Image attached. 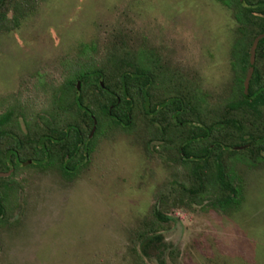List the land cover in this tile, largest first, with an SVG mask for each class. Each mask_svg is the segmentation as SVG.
<instances>
[{
	"label": "rangeland",
	"instance_id": "rangeland-1",
	"mask_svg": "<svg viewBox=\"0 0 264 264\" xmlns=\"http://www.w3.org/2000/svg\"><path fill=\"white\" fill-rule=\"evenodd\" d=\"M236 26L217 0H41L0 34V113L17 100L41 112L45 89L60 86L82 43L96 61L113 44L151 50L174 78L196 82L211 107L223 105ZM146 140L142 126L107 128L72 178L23 164L0 224V264H264V160L232 163L236 207L181 204L187 168L173 148ZM154 205L169 219H158ZM143 223L160 229L148 256L135 238Z\"/></svg>",
	"mask_w": 264,
	"mask_h": 264
},
{
	"label": "trees",
	"instance_id": "trees-1",
	"mask_svg": "<svg viewBox=\"0 0 264 264\" xmlns=\"http://www.w3.org/2000/svg\"><path fill=\"white\" fill-rule=\"evenodd\" d=\"M40 1L0 0V34L18 28ZM217 1L237 24L231 48L235 94L211 107L196 82L174 78L151 50L113 44L96 61L87 55L95 48L82 43L60 86L45 89L48 98L41 112L30 114L17 100L0 113V172L10 171L0 176V224L8 220L12 178L23 164L72 178L86 165L96 135L107 128L129 133L142 126L146 144L158 142L175 150L173 160L187 168V183L175 195L178 203L207 200L220 210L238 205L241 189L232 163L264 160V37L256 47L247 92L243 85L250 46L264 32V0ZM152 212L160 220L169 219L157 205ZM159 230L143 223L135 231L145 255L159 247ZM132 250L136 252L134 246Z\"/></svg>",
	"mask_w": 264,
	"mask_h": 264
},
{
	"label": "water",
	"instance_id": "water-1",
	"mask_svg": "<svg viewBox=\"0 0 264 264\" xmlns=\"http://www.w3.org/2000/svg\"><path fill=\"white\" fill-rule=\"evenodd\" d=\"M262 37H264V32H261L258 35H256L255 38L253 39L252 44H251L250 49H249V65H248V69H247V72H246V75H245V78H244V82H243L244 92H247V89H248L249 81H250V78H251L253 70H254L256 47H257V44H258L259 40ZM77 88H79V82H77ZM95 127H96V124H95V120H94L93 126H92V128H91V130L89 132V137L94 132ZM8 174H10V171H8V172H0V176H5V175H8Z\"/></svg>",
	"mask_w": 264,
	"mask_h": 264
},
{
	"label": "flooded vegetation",
	"instance_id": "flooded-vegetation-1",
	"mask_svg": "<svg viewBox=\"0 0 264 264\" xmlns=\"http://www.w3.org/2000/svg\"><path fill=\"white\" fill-rule=\"evenodd\" d=\"M247 69H248V68H247ZM245 75H246V74H245ZM243 82H244V81H243ZM234 94H235V93L232 92V91H229V92H228V95H229V96H232V95H234ZM238 147H239V148H238ZM233 148H234V149H242L243 146H234Z\"/></svg>",
	"mask_w": 264,
	"mask_h": 264
}]
</instances>
